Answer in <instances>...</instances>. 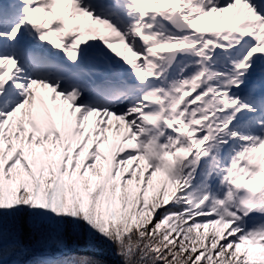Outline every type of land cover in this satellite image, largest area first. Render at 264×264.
Returning a JSON list of instances; mask_svg holds the SVG:
<instances>
[{
    "label": "snow or ice",
    "instance_id": "6c2138e0",
    "mask_svg": "<svg viewBox=\"0 0 264 264\" xmlns=\"http://www.w3.org/2000/svg\"><path fill=\"white\" fill-rule=\"evenodd\" d=\"M264 264V0H0V264Z\"/></svg>",
    "mask_w": 264,
    "mask_h": 264
},
{
    "label": "trees",
    "instance_id": "16d2710c",
    "mask_svg": "<svg viewBox=\"0 0 264 264\" xmlns=\"http://www.w3.org/2000/svg\"><path fill=\"white\" fill-rule=\"evenodd\" d=\"M99 258L105 260L107 264H117V259H118L115 256L108 253L100 254Z\"/></svg>",
    "mask_w": 264,
    "mask_h": 264
}]
</instances>
